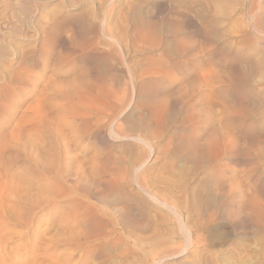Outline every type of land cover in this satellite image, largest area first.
<instances>
[{"label":"rangeland","instance_id":"1","mask_svg":"<svg viewBox=\"0 0 264 264\" xmlns=\"http://www.w3.org/2000/svg\"><path fill=\"white\" fill-rule=\"evenodd\" d=\"M107 1L108 0H105V1L104 0H30L31 10L29 9V11H30L29 12L25 8V5H24L26 0H0V264H73L72 263V250H71V244H70V240H69L71 235H69L70 232L67 230L68 226L66 224L65 218L63 221L62 220L60 221V219H62L60 217H64V214L67 210V207L65 208L66 204H63L62 212H60L59 205L57 204V199L54 196V191H56V190H55V185H53L54 184L53 176L44 174L43 171L39 172V170H36V167H34L35 165L32 164V162L34 163L33 159L35 157L39 158L43 164H49L50 161L52 162L53 157L51 158V156L53 153L51 154L50 149L53 147V144L56 145L55 144L56 141L54 142L52 140L55 135L52 136V139L50 138V136L49 137L44 136V138H42L41 141H37L38 139L36 140V137H35L36 135L33 134L34 136L33 135L31 136L33 138L30 137L32 139L31 145L29 144L27 146L25 144V141L23 140L24 139L23 133H22L23 130H21V128L24 126L23 125L24 123L22 122L23 121V118H22L23 117V114H22L23 111L22 110H24V106L22 103V99H23V92L22 91L24 90L23 83H22L23 82L22 77L24 75V71H23V69H24L23 65L24 64H23V58H22V55L20 52H22L21 50H23L25 45L27 46L28 44H35L36 42H37L36 44L39 43L42 46L45 44L44 48L47 47L48 48V49L46 48L47 51L48 50H50L49 52L53 51V53L52 52L50 53V55L52 56V59H51L50 55H43L42 56L43 58L39 57L40 61H42V62L38 63V62L33 61V63H31V64H32V67L34 70H36V71L39 70V72H44L43 69H44L46 64L49 63L48 65H50V67H52L51 65L54 64V63H52L53 59H55V60L58 59L59 58L58 56L60 54L64 55V53L66 52L64 55V58L63 57L59 58V60L61 59L60 61H62V62L59 61V65H61L62 67H65L66 69H72L74 71V72L72 71L73 73L76 72L75 75H72V77H76L77 72H78L77 78H75V80L77 82V85L81 87V91L85 90V91H83V92H86L85 94L91 93L90 96L100 97L98 100L99 101L98 104L100 102H101L100 104L106 103L105 104L106 106L101 105L102 107H100L97 104V107H96V108H100L101 110H105V113H106L105 114L106 116L104 115V117H103L104 121L102 119L100 120L102 123L103 122L105 123V125H104V123L102 124L103 125L102 127H101V125L100 126L97 125V127L94 126V127H96L95 129H93L94 128L93 126H91L92 129L90 127L88 129H86V126H84V128L86 130L85 131L84 128L82 127L83 125H81V124L69 125L68 123H64V121H62V120L59 121V123H60L59 127L60 126L61 127L58 129V134H60V137H61V139L64 140V142L70 143V145L72 146V149H74V151H72L70 154V156H71L69 158L70 160H68L70 165H71V166H69L71 173H74V175H75L78 171H83V173L85 174L86 177L88 176V174L86 175V173H89V174L92 173V174H90V176L87 177L90 180L89 185L91 188V193L89 194L90 196L87 199H85V201H88L91 204H95V206H98V208L101 207L102 209L101 208L100 209L105 211V212L108 211L107 213L109 215H116L117 212L122 211L123 208H125V210L127 211V209H126L127 205L125 203L127 201H125L122 198H119L120 196H117V194L115 192H113L114 191L113 188L109 189L103 183V180H105V179L108 180L111 178L109 175L105 174L106 173V170H104L105 168H107V171H108V167H109V169L112 171V170H115L116 167H121L125 163L126 164L124 166H126L127 164L130 163V166L127 165V166H129L128 168L130 169L132 167V164L134 166V164L136 163V162L134 163V161H132V158L129 155L130 154L129 153V146H128L127 142H125V141H119V142L117 141L116 142L115 140L111 141V139L109 140V137H108V135H109L108 131H109V126H110L109 124H111V122L113 120L112 118L117 117V115H119V113L122 111L125 112V114L122 116L123 120L120 119L121 121H119V123H117L116 127H120V129L123 130L122 131L123 133H125L126 135H130L132 133L131 132L132 129L135 128L133 126L135 124H133L132 122H129L130 125H127V124H129L127 121H126L127 123L126 122L124 123V121L126 120V117H129V116L132 117L133 116L132 118L135 121H138L143 117V114H144V117L147 115L146 118H150L152 116V114H149V112L152 111L151 113H153V111L157 107L158 108L155 111L160 110V109L164 110L163 108L165 106L163 107V104L166 105L165 104L166 101H168L167 106L169 104H171L170 106L175 108L177 105V108L174 109L175 112L172 111V112H170L171 114L168 113L170 116L168 114H166V112H165V114H166L165 116L167 118H170V119H167L164 116L165 117L164 122L166 119L167 120L162 125L161 128L162 129L167 128V129H165V130L163 129V132H162V130L159 127L158 131H161V132H159L160 134L157 135L158 141L155 139H152V141H151L152 143H154V147H156V148H154V154L156 157H157V155H158V157H162V155L159 156L158 151L161 148H163L164 145H166L167 150L171 148L170 153H171V151H172V153L169 155H173V154H175V155L165 157V159H167V160H165L164 157H162L161 158V161H162L161 166H164L165 168L168 167L169 169H173V170L177 169V172L175 171L177 174H181L182 171L184 172V170H183V169H185L184 163H186L185 160L187 161V158L195 159V160H193L194 162L200 161L201 156H200V158H197V157H199V154H198L199 152L197 150H195L196 149V144L194 142L195 139L192 138V135L189 132L190 131L189 125H187L186 121H184V119H183L184 115H181V114H183L182 111H184V109H186L187 104H188L187 99H185V89H182L181 87H179V88L174 87L173 88L171 83H169V82H172V78H174V76H175V78L180 79L185 74L187 68L185 67L184 62H185L186 58H188L190 56V54H189V56L187 54L185 57H181L178 55L181 52L185 53L184 50H181V49H184V47H185L184 44L189 45V46H187L189 48L191 46V44L194 45V41L196 44L198 43L197 44L198 47L202 46V49L198 48L199 53L201 52V50L207 51V52L203 51L202 54L200 53L199 58L202 61L206 62V64L209 63L208 65H210L211 67H212V65L215 66L216 68L215 67H212V68L215 69V71L219 75L220 79L222 80V82H220L221 84L218 85V91L216 94L218 96L217 99L220 102V103H217V110L223 111L224 110L223 107L228 106V105H229L228 108L230 107L234 110V111H232V114H233L232 116L234 117V118H232L233 119L232 122H233V130H235V129L236 130L233 131V134H234V136H236V137H234L236 139V143L237 142L242 143V144L237 143V145L238 146L241 145V147L239 146V148L242 150L244 148V144L246 143L247 144L245 146L246 148H249L248 147V145H249L250 148L252 146L254 149L253 150V149L249 148L248 149L249 151L247 150L249 152V157H248V155H247V157L248 158L251 157V160L254 161V162H252L249 159V164L250 165L252 163H254V164H252L249 167L248 162H247L248 165L245 164L246 162L244 163L245 165H243V163H240L238 165V164H235V162H234L233 169H232V172H234V173H232V174H236L237 172L240 173L241 169H242L241 171L250 170L249 172L251 175L250 176L251 193L253 191H254L253 195H255L257 192L259 193L260 191H261V193H263V190H264V183H263L264 182V174L262 175V173H264V147H263L264 146V142H263L264 141V116H263L264 115V113H263L264 112V110H263L264 109V75H263L264 73L263 72L261 73V71H256V73L258 72V74L260 76V78H259L258 74H255V72L254 73H251V72L255 71L254 70L255 68H252V67H254V65H252V64L254 61H256L255 59H257V60L258 59L259 60L264 59V55L261 53V52L264 53V35L260 34L258 31L256 32V30L255 31L253 30V29H255L254 26L256 25L255 26V27H257L256 29L259 28L260 30L264 31L263 26L258 27L259 23L257 21L260 12L264 11V0H183L182 2H181V0H144V1L140 0L141 2L138 0H121L122 2H120V4H116L115 6L114 5L108 6V4L106 3ZM135 1H136V3H135ZM184 1H186V2H184ZM214 1H216V3ZM138 2L143 4V5L141 4L139 9L135 8V6H136L135 4H138ZM126 4H130V5H126ZM214 5H216V6H214ZM128 6L132 7V9ZM127 7L130 9H128ZM134 8L136 9V11H134L135 10ZM213 8H216V9H213ZM220 8L223 11L220 10ZM140 9H141V11H140ZM257 9H259V12H257ZM137 10L142 12V14L140 12L137 13ZM210 11H212V12L210 13ZM214 11H215V13H214ZM127 12H128L129 17H127L128 16ZM221 12L223 14L226 12L227 14L223 15ZM254 12H256V13H254ZM208 13H210V15L211 14L212 15L210 16ZM133 14H134V16H133ZM140 14L142 15V18L140 17L141 16ZM214 14H215L216 18L213 16ZM227 15L229 18L227 17ZM253 15L255 16L256 20L254 18H251V17H253ZM104 16L109 17L110 21L113 20L114 22H117V23H115V25H110V30L108 28V29H106V32L109 34H113L115 37L120 38V40H122V41L119 40V45L116 44V46L113 45V46H110V48H109V46L107 44L102 43L101 31H100L101 30L100 29L101 23L100 22ZM131 16H132L133 22H132V19H130ZM139 17L142 21L140 19H138ZM136 18H137V20H136ZM55 19H57V20H55ZM126 19H128V21ZM89 20H90V22H93L94 25L97 23L96 26H94V30L92 31V32H95V35L93 38L90 37L91 35L89 32V29H87L88 31L86 30L87 26L89 27ZM208 20H209V22H208ZM177 21L180 22L181 27L178 26L179 24H176V23H178ZM183 22L186 23V25H183L184 24ZM210 22L211 23L214 22V23L211 24ZM55 23H57L58 25ZM84 23H85V27L83 28ZM136 23L138 24V25H136L137 27L135 26ZM139 23H141V24L143 23L142 24L143 26ZM145 24L146 25L149 24L148 26H150V27L146 26L147 27L146 28L144 26ZM208 24H210V25H208ZM139 25H141V26H139ZM176 25H177V27H176ZM184 26H187V27H184ZM194 26H196V27H194ZM206 26L208 29H209V27L211 28L212 26H215L217 30H215V27H212L213 30H212V28L210 30H208L206 28ZM141 27L143 29L144 28L145 29L140 31ZM49 28H51V30ZM52 28H54V29H52ZM82 28L84 30H86L85 33H84V30ZM148 28H150L149 31H148ZM136 29H137V31H139L141 33V37L143 36V38H144V34H145V38L147 37L148 39H146V40H144L145 38L140 39L139 32H138V34L136 33L137 35H135V36L131 35L132 34L131 32L132 31L134 32ZM183 29H185V30H183ZM50 31H51V33L48 34ZM58 31L63 32L61 37H60V33H57L58 35H56V32H58ZM143 31L144 32L147 31V32L143 33ZM172 31H174V33ZM177 31H178V34L176 33ZM190 31H191V33H189ZM194 31H195V33H194ZM212 31H214V32H212ZM38 32H40V33H38ZM148 32L152 33L153 35H151L149 33L151 35V37H148V36H150V35H148ZM185 32H188V33H185ZM217 32H218V34H217ZM24 33H26V35H24ZM88 33H89V35H88ZM171 33H173V34H171ZM27 34H28V36H27ZM146 34L148 36H146ZM174 34H175V38L173 37ZM180 34L182 36H185V37L181 38ZM37 35H39V36H37ZM127 35L132 36V37H128ZM216 35L218 36L217 39H216V37H217ZM33 36H37V37H33ZM213 36H215L214 39H213ZM249 36H250V38H249ZM32 37L34 40L32 39ZM98 37H100V38H98ZM136 37L138 39H136ZM153 37L155 38V40L158 38V41H160L159 43L161 44V42H162V44L160 45L157 41H156L157 42L156 43L155 40L153 39ZM36 38H37V40H36ZM44 38H46V41ZM61 38H62V40L60 41ZM94 38H97V40ZM184 38H186L185 42L182 41ZM242 38H243V40H241ZM244 38H245V40H244ZM131 39H133V40H131ZM151 39H153V41L155 42L152 47L150 46V42H151V45L153 42V41H151ZM190 39H192V40H190ZM246 39H248V40L246 41ZM249 39H251V40L249 41ZM91 40H94V41H91ZM134 40H136V41L138 40V42H135ZM213 40H215V43H214L215 45H212ZM64 41L66 43V47H64V43H63ZM242 41H243V43H241ZM90 42H92V43L90 44ZM98 42H99V44H98ZM167 42H168V44H167ZM182 42H184V44ZM22 43H23V45H22ZM85 43L87 45H85ZM135 43L137 46H135ZM240 43H241V45H240ZM46 44H48V45H46ZM141 44H142V46H141ZM178 44L180 46H178ZM210 44L214 47L210 46ZM52 45H53V47H52ZM156 45H157V47H156ZM158 45H160V46H158ZM70 46L73 48H70ZM82 46H83V48H82ZM175 46H177L178 49ZM182 46H184V47H182ZM225 46L227 48H224ZM77 47L80 50L76 49ZM120 47H121V49H120ZM138 47H140V48H138ZM148 47H150L151 49ZM153 47H155V48L153 49ZM179 47H181V48H179ZM205 47H206V49H205ZM81 48L83 50H86V51H82ZM89 48L92 50L89 51L88 50ZM165 48L168 51H165L166 50ZM210 48H212V49H210ZM16 49H18V51ZM68 49H70V50L72 49L71 53L69 52L70 50H68ZM124 49H126V50H124ZM138 49L139 50L141 49L143 51L148 50V52L144 51V54H141L143 51L140 50L141 53H138L139 52ZM162 49L164 51L160 52ZM179 49L181 50V52ZM228 49L230 52L228 51ZM95 50L97 53L95 52ZM113 50H116V51H113ZM150 50H152L153 54L154 53L155 54L153 55ZM226 50L230 54L225 53V52H227ZM256 50H258V51H256ZM4 51L8 52V53H5ZM62 51H64V53ZM80 51H82V53ZM119 51H122V52L120 53ZM149 51H150V53H149ZM84 52H86V53H84ZM156 52L159 55H156L157 54ZM58 53H60V54H58ZM67 53L68 54L70 53V56L72 54V56L70 58H69V55H68V57H66ZM74 53H77V55H75ZM100 53H103V54H100ZM114 53H116V54H114ZM125 53L128 54L129 59L127 57H125V56H127ZM163 54H165V55H163ZM240 54H242V55H240ZM260 54H262V55L260 56ZM84 55L85 56L87 55V56L84 57ZM111 55H112V57H110ZM161 55H163L164 57ZM88 56H90V57L88 58ZM100 56H101V58L104 57V59L106 61L107 60L108 61L106 62L103 58L101 60ZM182 56H184V55H182ZM256 56H258V57H256ZM113 57H114V59H113ZM153 57L155 60H153ZM259 57H261V58H259ZM79 58L81 59V61L79 60ZM149 58H150V60H149ZM162 58H165V59L163 60ZM49 59H51V60H49ZM63 59H64V61H63ZM98 59H100V61ZM125 59H127V60H125ZM147 59H148V61H152V62H147ZM160 59H162V60H160ZM65 60H66V62H65ZM116 60H117V63L115 62ZM158 60H159V62H158ZM177 60H179V62ZM113 61L115 63H113ZM98 62H99V64H96ZM156 62H158V63L156 64ZM101 63L104 66H100ZM107 63H110V65H109L110 67H108ZM148 63L151 66L156 64V65H158V67H160V66L165 67L164 69H166L165 70L166 72H167V68H168L167 73H170V74H167V76H164L165 74H161L160 76L159 75L154 76L153 74L151 76H149V75L146 76L147 75V72L145 71L146 69L149 72V70L154 71L156 68H158L155 65L154 68L148 69V67L150 66ZM175 63H178V64H175ZM10 64H12V65H10ZM33 64H34V66H33ZM35 64H37V66ZM63 64H64V66H63ZM146 64H147V66H146ZM92 65H95V66L93 67ZM111 65H113V66H111ZM129 65H131V66H129ZM11 66H13V67H11ZM105 66L107 67L106 70H105ZM101 67H104L103 68L104 70ZM141 67H143V69H141ZM110 68L112 69V71H114V73L112 71H110L111 70ZM130 68H131V70H130ZM86 69H87V71H84ZM92 69H96V71L93 70L91 72ZM135 69L136 70L138 69V70L136 71ZM115 70H116V72H115ZM133 70H135V71H133ZM180 70L183 72H180ZM20 71L21 72L23 71L22 72L23 74ZM104 71L106 73L108 72L109 74L112 72L111 73L112 75L111 74L109 75L108 73L106 75H104L105 74ZM138 71L140 72V74ZM173 71H175V72H173ZM245 71L247 72V74H249L248 75L249 77L247 76L248 78L245 77L247 75V74H245L246 73ZM87 72H88V75H87ZM117 72H119V73H117ZM143 72H144V74H143ZM9 73L11 75H9ZM21 74H22V76H21ZM131 75H133V76H131ZM141 75L144 78L143 77L141 78ZM250 75H252V78H250ZM262 75H263V77H262ZM166 77H167V79H166ZM168 77L171 78V81L169 80ZM14 78H17L16 79L17 81L14 80ZM81 78L83 81L81 80ZM132 78L136 82H134L132 80ZM241 78H242V80H241ZM245 79H246V81L248 80V82H250L251 84L247 83L245 81ZM251 79H252V81H251ZM146 80H147V82H146ZM151 80H152V82H151ZM240 80L242 82H240ZM78 82H80V83L78 84ZM243 82H244V84L245 83L246 84L245 85L241 84ZM149 83H151L150 84L151 86L149 85ZM234 83H235V85H234ZM132 84L133 85L135 84V85L133 86ZM157 84H158V86H157ZM160 84H161V86H160ZM163 84H164V86H163ZM224 84H227L229 86L224 85ZM250 85L253 88L250 87ZM109 86H110V88H109ZM233 86H235V87H233ZM103 87H104V89H103ZM144 87H145V89H143ZM224 88H225V90H224ZM86 89H88V90H86ZM101 89H102V91L105 92L106 95L104 94V92L101 91ZM141 89L143 91L145 90L146 93H144ZM147 89H148V91H146ZM248 89L250 91H248ZM107 90H111V91H107ZM150 90L152 91L151 93L149 92ZM227 90H228V92H227ZM96 91H98L100 94H98V92H96ZM110 93H112V94H110ZM133 93H135V94H133ZM101 94H104V96H107V94H108L107 97H110V98H108V100H106L107 98H105L103 95L101 97ZM183 94H184V96H182ZM113 95H115V97L111 98ZM167 97L170 98V101H171L170 103H169V99ZM102 98H105V99H102ZM164 99H166V101L162 102V101H164ZM178 99L180 101L181 100L182 101L180 102ZM102 100H103V102H102ZM246 100H247V102H246ZM159 101H160V104H159ZM110 102H111V104H110ZM151 103H153V104H151ZM227 103H229V104H227ZM172 104H174V106ZM220 104L222 106H220ZM247 104H248V106H247ZM147 105L148 106L152 105L154 107V109L152 106L148 107ZM230 105H233V106H230ZM104 106H105V108L103 109ZM167 106H166L165 110L167 111L168 110L167 108H169V111H170V109H172V108H170V106H168V107ZM240 106H242L244 109L249 108V106L251 108L246 109V114H245L244 113L245 110H242L243 108L241 109ZM252 107H253V110H255L257 112V117H256V112L252 110ZM259 107H260V109H258ZM261 108H263V109H261ZM125 109H127V110L125 111ZM127 111H128V113H127ZM176 111H177V114H176ZM178 111H180L181 113ZM258 111L261 112V114L258 113ZM116 112H117V114H116ZM236 112H238V113L241 112V113L238 114ZM247 112L249 113V116H247L248 115ZM253 112H254L255 117L252 115ZM173 113L175 114L174 117L176 119L175 118L171 119L173 117V116L171 117V115H174ZM113 114H116V115L114 116ZM109 115H112V116H109ZM240 115H241V117H240ZM139 116H141V117H139ZM136 117H138V118H136ZM219 117H220V119H222L221 115ZM108 118H109V120H108ZM235 118H236V120H235ZM250 118H251V121H250ZM181 119H182V123H181ZM168 120H169V122H171V120H172L173 123H171V125H169ZM173 120H175V121H173ZM239 120H241L240 121L241 123L239 122ZM242 120H243V122H242ZM106 121H109V123H107ZM91 122L94 123L95 118L91 119ZM178 122H180L181 124ZM21 123H23V124H21ZM235 123H237V125ZM65 124H66V126H65ZM165 124H166V126H165ZM234 124H235V126H234ZM241 124H242V126H241ZM246 124L249 127L246 128ZM107 125H109V126H107ZM167 125L169 127H167ZM63 126H65L66 128L68 127L69 129L68 128L65 129V127H63ZM74 126H76V127L74 128ZM77 126L80 127V129H78ZM128 126H132V128H130ZM243 126H244V128H243ZM256 126L260 127V128L257 129ZM239 127H241V128H239ZM129 128L131 129V131ZM169 128H170V130H168ZM178 128H181L182 131ZM186 128H188V130ZM245 128H246V130H245ZM73 129H75V130H73ZM98 129L101 132H99ZM67 130H68V132H67ZM106 130H108V131H106ZM94 131H97L99 134L97 132H94ZM173 131H176V132L174 133ZM245 131H247L248 133ZM171 132H172V134H171ZM244 132L247 133V137H246V134L243 135ZM255 132H256V134H255ZM62 133L64 134L65 137L63 136ZM83 133H86L87 135L86 134L84 135ZM88 133H89V135L90 134L91 135L89 136ZM134 133L135 132H133L132 134H134ZM165 133H167V134H165ZM235 133H236V135H235ZM82 134L84 137L82 136ZM161 134H163V135H161ZM187 134H189V135H187ZM253 134H255V135H253ZM78 135H80V136H78ZM96 135H98V136H96ZM164 135H166L167 137ZM181 135H183V136H181ZM95 136L97 139L95 138ZM162 136L165 138H163ZM186 136L191 137L190 138L191 140L189 139V137L187 138ZM253 136H255L256 138L261 137L260 138L261 140H259V139L257 140ZM75 137L78 138V141L76 140L77 138H75ZM86 137H88V138H86ZM238 137H239V140H237ZM159 138H161V139L159 140ZM179 138H181V139H179ZM184 138H185V141H183ZM253 138H255V139H253ZM186 139H188V140H186ZM54 140H56V138H54ZM165 140H167L168 142ZM169 140L171 141L170 143H169ZM254 140H257V141H254ZM32 141L34 143H32ZM113 141H115V142H113ZM173 141L176 142L177 144L174 143ZM181 141L185 147L181 144ZM192 141L194 144H192ZM156 142H158V143H156ZM179 142H180V144H179ZM188 142H191V143H188ZM257 142H259L261 145ZM262 142H263V144H262ZM116 143L117 144L119 143V144L117 145ZM125 143L128 147L126 145H124ZM163 143H164V145H163ZM37 144H39V145H37ZM187 144H192V145H187ZM257 144L260 145V147L254 148L255 146H257ZM170 145H172V146H170ZM175 145H176V147L174 148V150L177 148V151H178L177 153H176V150L173 151V146H175ZM178 145H179V147H178ZM180 145H182V146H180ZM31 146L34 148H32ZM168 146H169V148H168ZM180 147L182 149H179ZM183 147L187 148L188 151H185L186 149H183ZM194 147H195V149H193ZM189 148H190V150H189ZM261 148H262V151H261L262 153L259 152L261 150ZM183 150L185 153H183ZM191 150L192 151L195 150L193 154H192ZM252 150L254 152L257 151L258 154L256 152L252 153L253 152ZM40 151H42V152H40ZM143 151L145 153L144 156H146V157H147V155L149 156V154H147L149 152L147 150H146L147 151L146 152L145 149L141 151V148H140L139 153L141 154V152H143ZM187 153L191 154V155L186 156L185 154H187ZM195 153H196V155H195ZM113 154H115V155H113ZM179 155H180V157H179ZM194 155L196 156L195 158H194ZM254 155H257V156H254ZM258 155H259V157H261V156L262 157L258 158ZM31 156L33 159L30 158ZM103 156L106 158H104ZM112 156H115L114 157L115 159L112 158ZM119 156H120V159L123 157L121 160L122 162L121 161L117 162V160H119ZM252 156H253V158L254 157H256V158L252 159ZM27 157H29L31 159V162L28 161ZM91 157L94 158V160L91 159ZM124 157H126V158L128 157L129 159L127 158L128 160H126V158H124ZM235 157H238V155H235ZM102 158H104V159H102ZM107 158H108V160H107ZM180 158L183 160H180ZM111 159H113V160H111ZM123 159H125V160H123ZM130 159H131V161H130ZM261 159L263 161H261ZM89 161H90V163H89ZM28 162H30V163H28ZM105 162L108 165L105 164V168H104L103 165ZM168 162H170L171 164ZM172 162H173V164H172ZM180 162L183 164H180ZM94 163H98L97 166L100 168V169L98 168V174L93 173ZM114 163H116V164L119 163V165H115ZM255 163H257V164H255ZM261 163H263V164H261ZM26 164L29 166H27ZM101 164H103V165H101ZM110 164L111 165L113 164L114 167H112ZM167 164H169L171 166L173 165V166L170 168V166ZM174 165L176 166L175 169L173 168ZM253 165L255 167H253ZM164 167H162V170H161L162 172H164L163 171ZM199 167H200V165H199ZM257 167L259 170L257 169ZM248 168H250V169H248ZM79 169H81V170H79ZM202 170H203V168H201V170L200 169L198 170V179H202V178L204 179V178H206V175H208L206 173L208 171L207 168H204L203 171H205V172H203ZM86 171H89V172H86ZM100 172H101V174L102 173L105 174V175L102 174L103 179L100 177L102 175H99ZM200 172H202V174ZM220 172H222V171H217V173L215 172V174H213V176H210L209 179L211 182H209V184L212 186V188H213V182H215L216 179H218V177H220L219 179L222 180L221 178H223L222 174L224 176V172H222V173H220ZM258 172L259 173L262 172V173L259 174ZM40 175L41 176L43 175V177L45 179L42 178ZM91 175L93 176V179L91 178L92 177ZM259 175H261V177L258 178L259 179L258 180L257 177H259ZM99 177L102 180H100ZM253 177H255V179ZM99 180L102 183L101 182L99 183ZM256 180H257V182H256ZM44 181L46 183H44ZM95 181L98 183V185H96L97 183ZM197 183H199V182L193 180V184L191 185L192 188H194L196 185H198ZM38 184H39V186H38ZM48 184H50V185H48ZM252 185H253V187H252ZM52 186L54 187V190H53ZM103 186L106 187V190L109 189L108 192H110V190L112 189L111 193L112 192L113 193L110 194V195H112L111 197L109 194H108L109 196L106 197V194L108 193L106 190L104 191L105 193L104 192L98 193V194H101L98 197L92 193V192L95 193V190H102V188L104 189ZM259 186H261L262 188ZM44 187H46V189ZM65 187H66L65 188V194H69L67 192H73V193L75 192L73 195L75 197L78 196L80 198H82L81 197L82 194L84 195V193H82L81 191H79V193H78V191L72 190V189H71L72 191H69L70 190V184L69 185L67 184ZM198 189H199V187H198ZM114 194H115V196H114ZM103 195L105 196V198ZM93 196H94V198H93ZM116 196H117L116 199L112 198V197H116ZM262 197L261 198L264 202V196H262ZM103 198L105 201L102 200ZM110 199L114 202L110 201ZM117 199H119V200H117ZM96 200H98V201H96ZM99 200H101L102 202L101 201L99 202ZM109 202L111 204L114 203L115 206L114 205L112 206ZM117 202H119V204ZM123 203H125V204H123ZM120 204H121V206H120ZM122 204L126 205V206H122ZM117 205H119V207ZM120 207L122 208V210ZM109 212H111V213H109ZM59 213H61V214H59ZM252 213L254 214V212H252ZM252 213H250V214L247 213V215H249L248 217L246 215L247 223L239 220L240 218H238L236 216L235 217L233 216L234 220L230 218L232 221L230 220L228 223H231V224H229L230 227L236 231V232H234V230H233V232L236 233L235 234L236 237L239 235L240 237H244V238L246 237L247 238V239L246 238L243 239L245 241L244 245L248 250V254H249L248 259L253 262L255 257H256V254L258 253V249H260L258 241L262 236L264 238V235L259 236V235H257L256 231L254 230L256 222H259V218L257 216V212H256V215L254 214L257 218L254 215H251ZM234 221H235V223L232 224V222H234ZM242 222L245 225H243ZM251 223H252V225H251ZM253 223H255V224H253ZM241 225H242V227H241ZM230 230H232V229H230ZM178 237L176 236L175 241H174L175 243L172 242L168 246H170L171 248L172 247L177 248V245H178V247L180 245L179 248H181V245L183 246V244H184L183 238L181 235L180 236L178 235ZM240 237H237V238H240ZM262 241L264 242L263 239H262ZM96 242L97 241H93L92 243H96ZM173 243L175 245L176 244L177 245L175 246V245H173ZM214 260H215V258H214ZM179 261L180 262H183V261L189 262V261H191V259H187V255H185V256H183V258L181 257V258H178V260L177 259L171 260V261H169V263L170 264H177V263H179ZM89 262L90 263H87V264L98 263V261L97 260L95 261V259L94 260L91 259ZM214 263L216 264V262H214ZM214 263L209 262V264H214ZM81 264H84V263H81ZM219 264H226V263L221 262Z\"/></svg>","mask_w":264,"mask_h":264},{"label":"bare ground","instance_id":"2","mask_svg":"<svg viewBox=\"0 0 264 264\" xmlns=\"http://www.w3.org/2000/svg\"><path fill=\"white\" fill-rule=\"evenodd\" d=\"M105 1V0H104ZM140 1V0H138ZM144 1V0H143ZM183 0H181L182 2ZM120 2H122L121 0H108L106 3L109 5H116V4H120ZM141 2V1H140ZM148 2V1H147ZM180 2V1H179ZM180 2V3H181ZM186 2V1H184ZM216 3V1H214ZM136 3V1H135ZM145 3V2H144ZM30 0H26L25 2V8L29 11V9L31 10V6H30ZM35 4V3H34ZM142 3L135 4V8H140ZM146 4V3H145ZM126 5H130V4H126ZM143 5V4H142ZM220 5V4H219ZM222 5V4H221ZM216 6V5H214ZM213 6V7H214ZM130 7V6H128ZM127 7V8H128ZM134 7V6H133ZM220 7V6H219ZM126 8V7H125ZM132 9V7H130ZM128 8V9H130ZM134 8V9H135ZM124 9V8H123ZM122 9V10H123ZM133 9V10H134ZM142 9V8H141ZM140 9V11H141ZM162 9V8H161ZM216 9V8H213ZM188 10V9H187ZM220 10H222L220 8ZM225 10V9H224ZM24 11V10H23ZM125 11V10H124ZM136 11V9L134 10ZM137 10V13L140 12ZM209 11V10H208ZM223 11V10H222ZM30 12V11H29ZM126 12V11H125ZM132 12V11H131ZM212 11H210L211 13ZM257 12H259V9H257ZM136 13V12H135ZM134 13V14H135ZM142 14V12H140ZM210 13H208L210 15ZM215 13V11H214ZM222 13V12H221ZM256 13V12H254ZM31 14V13H30ZM133 14V16H134ZM140 14V15H141ZM223 14V13H222ZM225 15L227 14L226 12L224 13ZM223 14V15H224ZM32 15V14H31ZM128 15V12H127ZM131 15V14H130ZM136 15V14H135ZM139 15V14H138ZM212 15V14H211ZM210 15V16H211ZM215 17V14L213 15ZM129 17V15L127 16ZM126 17V18H127ZM142 18V15L140 16ZM140 17L138 19H140ZM226 17V16H225ZM228 17V15H227ZM88 18V17H87ZM86 18V19H87ZM216 18V17H215ZM229 18V17H228ZM255 19V16L253 15V17ZM60 19V18H59ZM85 19V18H84ZM83 19V20H84ZM118 19V18H117ZM125 19V18H124ZM132 19V16L131 18ZM135 19V18H134ZM218 19V18H217ZM57 20V19H55ZM62 20V19H61ZM82 20V21H83ZM88 20V19H87ZM128 21V19H126ZM137 20V18H136ZM141 20V19H140ZM139 20V21H140ZM207 20V19H206ZM227 20V19H226ZM229 20V19H228ZM256 20V19H255ZM59 21V20H58ZM126 21V22H127ZM142 21V20H141ZM213 21V20H212ZM217 21V20H216ZM215 21V22H216ZM258 27L263 26L264 27V11H261L258 17ZM113 22V23H112ZM124 22V21H123ZM133 22V19H132ZM178 22V21H177ZM209 22V20H208ZM65 23V22H64ZM86 23V22H85ZM85 23L83 28L85 27ZM101 26H100V31H101V38H102V43L107 44L110 48V46H113L116 44L119 45V40L120 38L115 37L113 34H109L106 32V29L109 28L110 30V25H115V23L113 20H109V17L104 16L101 20ZM135 23V22H134ZM144 23V22H143ZM142 23V24H143ZM147 23V22H146ZM175 23V22H174ZM184 23V22H183ZM211 23V22H210ZM214 23V22H212ZM211 23V24H212ZM251 23V22H250ZM254 23V22H253ZM57 24V23H55ZM97 24V23H96ZM96 24L94 25L93 22H90L89 20V27L87 26L86 30L89 29L90 32V37H94L95 32H92L94 30V26H96ZM141 24V23H139ZM141 24V25H142ZM179 24L178 26H180V22L176 23ZM217 24V23H216ZM221 24V23H220ZM219 24V25H220ZM58 25V24H57ZM56 25V26H57ZM63 25V24H62ZM83 25V24H82ZM138 25L137 23L135 24V26ZM139 25V26H141ZM149 25V24H148ZM148 25H144L145 27ZM183 25H186V23H184ZM182 25V26H183ZM210 25V24H208ZM207 25V26H208ZM64 26V25H63ZM143 26V25H142ZM175 26V25H174ZM206 26V28H207ZM218 26V25H217ZM254 26V25H253ZM256 26V25H255ZM255 29H253L254 31L256 30V32L258 31L260 34L264 35V31L260 30L259 28L256 29L257 27H255ZM62 27V26H61ZM82 27V26H81ZM137 27V26H136ZM135 27V28H136ZM150 27V26H148ZM177 27V25H176ZM181 27V26H180ZM187 27V26H184ZM196 27V26H194ZM215 27V26H212ZM211 27V28H212ZM252 27V26H251ZM82 28V29H83ZM97 28V27H96ZM140 28V27H139ZM138 28V29H139ZM147 28V27H146ZM175 28V27H174ZM209 27L208 30L211 29ZM219 28V27H218ZM262 28V27H261ZM38 29V28H37ZM51 30V28H49ZM54 29V28H52ZM56 29V28H55ZM145 29V28H144ZM141 27V30H144ZM150 28H148L149 31ZM191 29V28H190ZM36 30V29H35ZM67 30V29H66ZM84 30V29H83ZM82 30V31H83ZM84 30V33L85 31ZM185 30V29H183ZM213 30V28H212ZM215 30L216 27H215ZM252 30V31H253ZM264 30V29H263ZM37 31V30H36ZM49 31V30H48ZM56 31V30H55ZM54 31V32H55ZM81 31V32H82ZM88 31V30H87ZM97 31V30H96ZM42 32V31H41ZM110 32V31H109ZM139 31H137V29L133 32H131V35H137ZM147 31H143V33H146ZM174 33V31H172ZM182 32V31H181ZM214 32V31H212ZM27 33V32H26ZM26 33H24V35H26ZM40 33V32H38ZM45 33V32H44ZM51 31L48 33L50 34ZM57 33H60V37L63 34L62 31H58L56 32V35H58ZM98 33V32H97ZM111 33V32H110ZM127 33V32H126ZM129 33V32H128ZM137 33V34H136ZM142 33V34H143ZM148 32V35H153L152 33ZM171 33V34H173ZM178 34V31L176 32ZM188 33V32H185ZM191 33V31L189 32ZM195 33V31H194ZM211 33V32H210ZM216 33V32H215ZM35 34V33H34ZM53 34V33H52ZM51 34V35H52ZM213 34V33H212ZM218 34V32H217ZM246 34V33H245ZM45 35V34H44ZM55 35V36H56ZM89 35V33H88ZM130 35V34H129ZM140 35V39H144L145 38V34H144V38L143 36L141 37V33L139 32ZM146 34V36H148ZM148 36V37H151ZM181 35V34H180ZM244 35V34H243ZM28 36V34H27ZM39 36V35H37ZM37 36H33V37H37ZM43 36V35H42ZM49 36V35H48ZM83 36V35H82ZM128 36V35H127ZM179 36V35H178ZM189 36V35H188ZM187 36V37H188ZM191 36V35H190ZM193 36V35H192ZM217 36V35H216ZM222 36V35H221ZM220 36V37H221ZM26 37V36H25ZM24 37V38H25ZM30 37V36H29ZM32 37V39H33ZM59 37V38H60ZM89 37V36H88ZM128 37H132V36H128ZM138 37V36H137ZM136 37V39H138ZM175 38V34L173 36ZM185 36L181 35V38H183ZM212 37V36H211ZM215 36H213L214 39ZM244 37V36H243ZM247 37V36H246ZM245 37V38H246ZM100 38V37H98ZM135 38V37H134ZM157 38V37H156ZM178 38V37H177ZM180 38V37H179ZM193 38V37H192ZM218 38V36L216 37V39ZM244 38V40H245ZM250 38V36H249ZM27 39V38H26ZM46 41V38H44ZM85 39V38H84ZM83 39V40H84ZM97 40V38H94ZM148 39L147 37L144 39L146 40ZM153 39L155 40V38L153 37ZM153 39H151V41H153ZM184 38L182 41L185 42ZM188 39V38H187ZM34 40V39H33ZM37 40V38H36ZM40 40V39H39ZM62 40V38L60 39V41ZM88 40V39H87ZM100 40V39H99ZM133 40V39H131ZM177 40V39H176ZM189 40V39H188ZM192 40V39H190ZM243 40V38L241 39ZM248 39H246L247 41ZM251 39H249L250 41ZM54 41V40H53ZM57 41V40H56ZM85 41V40H84ZM94 41V40H91ZM122 41V40H120ZM135 42H138V40H134ZM149 41V40H148ZM160 42L158 41V38L155 40V42ZM168 41V40H167ZM180 41V40H179ZM41 42V41H40ZM96 42V41H95ZM143 42V41H142ZM141 42V43H142ZM154 41L150 42V46L152 47L153 44L155 43ZM156 42V43H157ZM184 42H182L184 44ZM188 42V41H187ZM191 42V41H190ZM189 42V43H190ZM245 42V41H244ZM37 43V42H36ZM28 44L27 46L25 45L24 49L21 50L22 52V58H23V71H24V75H23V87L24 90L23 92V99H22V103L24 106V110L23 111V124L24 126L21 128V130H23V137H24V141L26 146L27 145H31V137L33 134H35L36 136V140L37 141H41L42 138H44V136L49 137L52 139L53 137V141H56V145L53 144V147L50 149L51 151V158H52V162L50 161L49 164H43L42 161L35 157L34 159L32 158V156L30 157L31 159L34 160V163L32 162V164H34L36 167V170L43 171L44 174L47 175H52L54 178V184L55 185V190L54 191V196L57 199V204L59 205V210L60 212H62V208H63V204H66L65 208L67 207V210L64 214V217H60L62 219H60V221L64 220L66 221L67 224V230L70 232L69 235L70 236V244H71V250H72V263L73 264H87L90 263L89 261L91 259H95V261L97 260L98 263L96 264H170L169 261L171 260H175L178 258H183V256L187 255V259H191V261L187 262V261H183L177 263V264H209L210 263H214L216 262V264L219 263H223L225 262L226 264H264V242L262 241V239L264 240L263 236L259 239V246L260 249H258V253L256 254V257L254 259V261H250L248 259L249 254H248V250L244 245V237H240L239 235L237 238L235 236L236 232L233 228L230 227L228 223L231 219H233L235 216L240 218L239 220L246 222L247 223V218L246 215L247 213H252L254 212V214L256 215L257 212V216L259 218V222L253 223L255 224V231L257 233V235L261 236L264 235V202L262 200V196H264V190L263 193H261V191L258 193H256L255 195H253V192L251 193V188H250V170H240V173L236 174H232L234 172H232L233 169V165L234 162L235 164H240L243 163V165L249 164V159L251 160V157H249V148L250 146L248 145L249 148H246L245 146L247 145L246 143L244 144V148L241 150L239 148V146L241 147V145H237L236 143V139L234 137L233 131H235L236 127L234 128L235 130H233V122H232V118H234L232 115V111H234L232 108H228V106H224V110L223 111H219L217 110V103H220L217 99V91H218V85L221 84L220 82H222V80L220 79L219 75L217 74V72L215 71V69H213L212 67H215L212 65V67L208 64H206V62L202 61L199 58L200 53L202 54L203 51L206 50H201V52L199 53V49H202V46L198 47L197 44L194 41V45L191 44V46L188 48L187 44H184V52L186 53H182L180 50V54L178 56L181 57H185L187 54L189 56L188 58H186L184 64L186 69L185 74L180 78H172V82L171 85L174 87H181L182 89H185V99H187V107L186 109H184V111H182L184 115L183 119L184 121H186V124L189 125V129H190V133L192 135V138L195 139V144H196V149L195 147L193 149L197 150L200 161L198 162H194L193 160L195 159H191V158H187V161L185 160L186 163H184V167L185 169L184 172L182 171L181 174H177V169L173 170V169H169L168 167L165 168L164 166H161V158L164 157H169V156H174L173 155H169L172 153H170V149H166V145H164L163 143V148H159L160 150L158 151L159 156L162 155V157H157L154 154V143H152V139H155L158 141V134H160L158 131V128L160 127V129L163 132V129L161 128L162 125L166 122L167 118L165 115L166 114H171L170 112L174 111L176 107H172L170 106L171 104H169L168 106H170V111L169 108H167L168 112L165 110L166 106H167V102L166 99H164L165 102L166 101V105L163 104V109L157 110V111H153V113L149 112V114H152V116L150 118H146L147 115L138 120L135 121L132 117H126V120L124 121V123L127 121L132 122L135 128L131 129L132 126H128L130 127V131L134 134L130 135H126L125 133H123L120 129V127H116L117 123H119V121H121L120 119H122V116L125 114L124 111L120 112L119 115H117V117L112 118V122L111 124L107 125L109 126V140H115L116 142L118 141H125L127 142L128 146H129V155L132 158V161H134V166L132 164V167L129 169L128 167L130 166V163L127 164L129 166H121V167H116L115 170H110L108 167V171L107 168H105V164L106 162L101 165L104 166V170H106V175H109L111 178L108 180H103V183L106 187L113 188V192H115L117 194V196H120L119 198L124 199L127 205V211L125 210V208H121L122 211L117 212L116 215H109L107 212L101 210L100 208H98V206H95V204H91L88 201H85V199H87L91 193V188H90V180L87 178L88 176H90V174L92 173H86V175L88 174V176L86 177L85 174L83 173V171H78L75 175L74 173H71L70 170V163L68 160H70L69 158L71 157L70 154L72 151H74V149H72V146L70 145V143L68 142H64L63 139H61L60 134H58V129L61 127H59L60 123L59 121L62 120L64 121V123H68L69 125H83L82 127L84 128V126H86V129H88L89 127L91 128V126H96L97 125H101V127L103 126L100 120H103L105 113V110H101L100 108H96L97 104H98V100L100 97H96V96H90L91 93L89 94H85L86 92L81 91V87L77 85V82L75 80V78H77L78 72L76 77H72V75H75V73H73L74 71L72 69H66L65 67H62L61 65H59V58L63 57L64 58V51H62L64 53V55L60 54L58 57V59H53L54 63L53 65H51L52 67H50V65L46 64L44 67V72H39L34 70L32 67L33 61L35 62H42L40 61L39 57H42L43 55H50L51 52H49L50 50H46V48H44V45H40L38 44ZM53 43V42H52ZM61 43V42H60ZM64 43V47H66V43L65 41ZM92 42H90L91 44ZM101 43V44H102ZM171 43V42H170ZM169 43V44H170ZM177 43V42H176ZM179 43V42H178ZM211 43V42H210ZM215 40H213L212 45H215ZM243 43V41L241 42ZM240 43V45H241ZM25 44V43H24ZM62 44V43H61ZM97 44V43H96ZM99 44V42H98ZM134 44V43H133ZM160 44V43H159ZM162 44V42H161ZM160 44V45H161ZM168 44V42H167ZM181 44V43H180ZM182 44V45H183ZM245 44V43H244ZM243 44V45H244ZM23 45V43H22ZM48 45V44H46ZM83 45V44H82ZM85 45H87L85 43ZM103 45V44H102ZM158 45V46H160ZM166 45V44H165ZM210 44V46H212ZM239 45V44H238ZM246 45V44H245ZM68 46V45H67ZM72 46V45H71ZM70 48H73L71 47ZM84 46V45H83ZM82 46V48H83ZM98 46V45H97ZM107 46V47H108ZM135 46L136 43H135ZM134 46V47H135ZM139 46V45H138ZM142 46V44H141ZM148 46V45H147ZM178 46H180L178 44ZM227 46V45H226ZM224 48H227V47ZM53 47V45H52ZM63 47V48H64ZM81 47V46H80ZM86 47V46H85ZM84 47V48H85ZM89 47V46H88ZM91 47V46H90ZM106 47V48H107ZM119 47V46H118ZM122 47V46H121ZM120 47V49H121ZM133 47V48H134ZM157 47V45H156ZM177 47V46H175ZM214 47V46H212ZM81 48V49H82ZM108 48V49H109ZM140 48V47H138ZM145 48V47H144ZM150 48V47H148ZM155 47H153L154 49ZM161 48V47H160ZM164 48V47H163ZM170 48V47H169ZM181 48V47H179ZM2 49V48H1ZM48 49V48H47ZM76 49H79L78 47ZM117 49V48H116ZM136 49V48H135ZM142 49V48H141ZM140 49V50H141ZM146 49V48H145ZM151 49V48H150ZM158 49V48H157ZM166 49V48H165ZM171 49V48H170ZM178 49V47H177ZM176 49V50H177ZM206 49V47H205ZM212 49V48H210ZM222 49V48H221ZM18 51V49H16ZM70 50V49H68ZM72 50V49H71ZM71 50L69 51L71 53ZM74 50V49H73ZM80 50V49H79ZM89 51L92 49H88ZM119 50V49H118ZM126 50V49H124ZM139 50V49H138ZM139 50L138 53H141ZM156 50V49H155ZM154 50V51H155ZM160 50V49H159ZM225 50V49H224ZM242 50V49H241ZM16 51V52H17ZM66 51V50H65ZM75 51V50H74ZM77 51V50H76ZM82 51H86L83 50ZM82 51H80L82 53ZM116 51V50H113ZM134 51V50H133ZM143 51V50H141ZM146 52H148V50H144ZM144 51L141 54H144ZM152 52V50H150ZM149 51V53H150ZM164 51L163 49L160 51L162 52ZM165 51H168L167 49ZM227 51V50H226ZM229 51V49H228ZM225 52V53H229V52ZM237 51V50H236ZM258 51V50H256ZM5 52V51H4ZM15 52V53H16ZM57 52V51H56ZM59 52V51H58ZM79 52V51H78ZM77 52V53H78ZM96 52V50H95ZM120 53L122 51H119ZM125 52V51H124ZM179 52V51H178ZM177 52V53H178ZM207 52V51H206ZM216 52V51H215ZM214 52V53H215ZM8 53V52H5ZM70 53L66 54V57L69 58L72 56H70ZM77 53H74L75 55H77ZM86 53V52H84ZM97 53V52H96ZM113 53V52H112ZM111 53V54H112ZM127 53V52H126ZM125 53V54H126ZM157 53V52H156ZM169 53V52H168ZM242 53V52H241ZM263 55L264 53L261 52ZM91 54V53H90ZM89 54V55H90ZM93 54V53H92ZM103 54V53H100ZM110 54V53H109ZM108 54V55H109ZM116 54V53H114ZM146 54V53H145ZM153 54V52H152ZM155 54V53H154ZM153 54V55H154ZM166 54V53H165ZM163 54V55H165ZM209 54V53H208ZM226 54V55H227ZM230 54V53H229ZM237 54V53H236ZM248 54V53H247ZM257 54V53H256ZM260 54V56L262 55ZM15 55V54H14ZM19 55V54H18ZM17 55V56H18ZM74 55V56H75ZM80 55V54H79ZM113 55V54H112ZM112 55L110 57H112ZM128 58V54H126ZM156 55H159L158 53ZM161 55V56H163ZM171 55V54H170ZM184 55V56H182ZM242 55V54H240ZM244 55V54H243ZM249 55V54H248ZM258 55V54H257ZM16 56V55H15ZM56 56V55H55ZM87 56V55H86ZM84 55V57H86ZM96 56V55H95ZM114 56V55H113ZM119 56V55H118ZM124 56V55H123ZM149 56V55H148ZM211 56V55H210ZM254 56V55H253ZM252 56V57H253ZM21 57V56H20ZM51 59L52 56L50 55ZM79 57V56H78ZM77 57V58H78ZM90 56H88L89 58ZM147 57V56H146ZM164 57V56H163ZM169 57V56H168ZM167 57V58H168ZM171 57V56H170ZM232 57V56H231ZM238 57V56H237ZM258 57V56H256ZM263 57V56H262ZM14 58V57H13ZM43 58V57H42ZM45 58V57H44ZM54 58V57H53ZM56 58V57H55ZM81 58V57H80ZM79 58V60L81 61V59ZM101 58V56H100ZM104 59V57H102ZM101 58V60H102ZM122 58V57H121ZM120 58V59H121ZM145 58V57H144ZM234 58V57H233ZM240 58V57H239ZM238 58V59H239ZM244 58V57H243ZM261 58V57H259ZM15 59V58H14ZM21 59V58H20ZM47 59V58H46ZM49 59V60H51ZM66 59V58H65ZM87 59V58H86ZM114 59V57H113ZM112 59V60H113ZM123 59V58H122ZM129 59V58H128ZM158 59V58H157ZM163 60L165 58H162ZM160 59V60H162ZM169 59V58H168ZM181 59V58H180ZM230 59V58H229ZM236 59V58H235ZM250 59V58H249ZM253 59V58H252ZM13 60V59H12ZM70 60V59H69ZM73 60V59H72ZM97 60V59H96ZM100 61V59H98ZM105 60V59H104ZM111 60V61H112ZM127 60V59H125ZM150 60V58H149ZM153 60L154 57H153ZM170 60V59H169ZM168 60V61H169ZM174 60V59H173ZM172 60V61H173ZM231 60V59H230ZM256 61L253 62L252 65H254L255 71H252L251 73L258 74V72L256 73V71H261V73H264V59H255ZM45 61V60H44ZM64 61V59H63ZM85 61V60H84ZM94 61V60H93ZM106 61V60H105ZM104 61V62H105ZM108 61V60H107ZM106 61V62H107ZM135 61V60H134ZM141 61V60H140ZM179 62V60H177ZM232 61V60H231ZM244 61V60H243ZM242 61V62H243ZM34 62V63H35ZM49 62V61H48ZM62 62V61H60ZM66 62V60H65ZM77 62V61H76ZM75 62V63H76ZM79 62V61H78ZM117 63V60L115 61ZM113 61V63H115ZM133 62V61H132ZM131 62V63H132ZM142 62V61H141ZM147 62H152V61H148ZM159 62V60H158ZM156 62V64L158 63ZM165 62V61H164ZM170 62V61H169ZM168 62V63H169ZM176 62V61H175ZM247 62V61H246ZM73 63V62H72ZM82 63V62H81ZM95 63V62H94ZM130 63V62H129ZM146 63V62H145ZM162 63V62H161ZM160 63V64H161ZM174 63V62H173ZM183 63V62H182ZM13 64V63H12ZM10 64V65H12ZM51 64V63H50ZM62 64V63H61ZM96 64H99L96 63ZM102 64V63H101ZM100 66H104L103 64ZM119 64V63H118ZM149 64V63H148ZM155 64V65H156ZM164 64V63H163ZM166 64V63H165ZM170 64V63H169ZM178 64V63H175ZM242 64V63H241ZM37 66V64H35ZM39 65V64H38ZM108 67H110V63H107ZM114 65V64H113ZM111 65V66H113ZM139 65V64H138ZM150 65V64H149ZM148 65V66H149ZM155 65H150L148 67L149 68H154ZM162 65V64H161ZM168 65V64H167ZM215 65V64H214ZM34 66V64H33ZM64 66V64H63ZM93 67L95 65H92ZM97 66V65H96ZM131 66V65H129ZM128 66V67H129ZM147 66V64H146ZM158 67V65H156ZM160 66V65H159ZM163 66V65H162ZM177 66V65H176ZM13 67V66H11ZM21 67V66H20ZM70 67V66H69ZM92 67V68H93ZM139 67V66H138ZM167 67V66H166ZM173 67V66H172ZM171 67V68H172ZM15 68V67H14ZM85 68V67H84ZM91 68V67H90ZM100 68V67H99ZM98 68V69H99ZM102 69L104 67H101ZM106 66H105V70H106ZM112 68V67H111ZM110 68V69H111ZM120 68V67H119ZM165 67H158L156 68L154 71L149 70V72L147 71V69L145 70L147 72L146 76H151L152 74L155 75H161V74H165L164 76H167L168 72V68H167V72L165 71L166 69H164ZM170 68V69H171ZM174 68V67H173ZM172 68V69H173ZM216 68V67H215ZM101 69V70H102ZM109 69V70H110ZM117 69V68H116ZM141 69H143V67H141ZM181 69V68H180ZM185 69V68H184ZM96 69H92L91 72ZM104 70V69H103ZM131 70V68H130ZM136 70V69H135ZM133 70V71H135ZM138 70V69H137ZM136 70V71H137ZM174 70V69H173ZM22 71V72H23ZM73 71V72H72ZM84 71H87L84 70ZM90 71V70H89ZM112 71V69L110 70ZM109 71V72H110ZM21 72V71H20ZM21 72V73H22ZM90 72V73H91ZM105 72V71H104ZM114 73V71H112ZM111 72V73H112ZM116 72V70H115ZM139 72V71H138ZM175 72V71H173ZM172 72V73H173ZM177 72V71H176ZM180 72H183L180 70ZM246 72V71H245ZM244 72V73H245ZM12 73V72H11ZM84 73V72H83ZM86 73V72H85ZM103 73V72H102ZM108 73V72H107ZM105 72L104 75L107 74ZM110 73V74H111ZM119 73V72H117ZM128 73V72H127ZM149 73V74H148ZM178 73V72H177ZM23 74V73H22ZM21 74V76H22ZM109 74V73H108ZM109 74V75H110ZM129 74V73H128ZM137 74V73H136ZM140 74V72H139ZM138 74V75H139ZM144 74V72H143ZM175 74V73H174ZM247 74V72L245 73ZM9 75H11L9 73ZM15 75V74H14ZM80 75V74H79ZM85 75V74H84ZM88 75V72H87ZM86 75V76H87ZM112 75V74H111ZM137 75V76H138ZM249 74H247L245 77L248 78ZM264 75V74H263ZM262 75V77H263ZM20 76V77H21ZM114 76V75H113ZM133 76V75H131ZM140 76V75H139ZM169 76V75H168ZM179 76V75H178ZM244 76V75H243ZM248 76V77H247ZM257 76V75H256ZM259 76V74H258ZM15 77V76H14ZM107 77V76H106ZM143 76L141 75V78ZM170 77V76H169ZM168 77V78H169ZM173 77V76H172ZM229 77V76H228ZM11 78V77H10ZM21 78V79H22ZM109 78V77H108ZM135 78V77H134ZM139 78V77H138ZM144 78V77H143ZM158 78V77H157ZM165 78V77H164ZM227 78V77H226ZM243 78V77H242ZM241 78V80H242ZM250 78H252V75H250ZM260 78V76H259ZM17 78H14V80H16ZM20 79V80H21ZM85 79V78H84ZM104 79V78H103ZM167 79V77H166ZM263 79V78H262ZM82 80V78H81ZM102 80V79H101ZM106 80V79H105ZM132 80L134 81V79L132 78ZM136 80V79H135ZM163 80V79H162ZM169 80L171 81V78H169ZM225 80V79H224ZM223 80V81H224ZM233 80V79H232ZM240 80V82H242ZM17 81V80H16ZM83 81V80H82ZM87 81V80H86ZM100 81V80H99ZM132 81V82H133ZM143 81V80H142ZM159 81V80H158ZM166 81V80H165ZM246 81V79H245ZM252 81V79H251ZM13 82V81H12ZM21 82V81H20ZM136 82V81H134ZM147 82V80H146ZM152 82V80H151ZM163 82V81H162ZM235 82V81H234ZM239 82V83H240ZM247 83L251 84L250 82H248V80L246 81ZM80 82H78L79 84ZM157 83V82H156ZM167 83V82H166ZM228 83V82H227ZM236 83V82H235ZM234 83V85H235ZM238 83V82H237ZM143 84V83H142ZM145 84V83H144ZM151 83H149L150 85ZM223 84V83H222ZM231 84V83H230ZM243 85V83H241ZM21 85V84H20ZM133 85V84H132ZM135 85V84H134ZM133 85V86H134ZM148 85V84H147ZM154 85V84H153ZM227 85V84H224ZM233 85V84H232ZM231 85V86H232ZM253 85V84H252ZM105 86V85H104ZM132 86V87H133ZM142 86V85H141ZM140 86V87H141ZM151 86V85H150ZM158 86V84H157ZM161 86V84H160ZM164 86V84H163ZM168 86V85H167ZM229 86V85H227ZM108 87V86H107ZM235 87V86H233ZM237 87V86H236ZM240 87V86H239ZM247 87V86H246ZM250 87H252L250 85ZM249 87V88H250ZM83 88V87H82ZM93 88V87H92ZM91 88V89H92ZM110 88V86H109ZM108 88V89H109ZM134 88V87H133ZM148 88V87H147ZM153 88V87H152ZM231 88V87H230ZM243 88V87H242ZM241 88V89H242ZM253 88V87H252ZM251 88V89H252ZM256 88V87H255ZM104 89V87H103ZM145 89V87L143 88ZM172 89V88H171ZM223 89V88H222ZM244 89V88H243ZM259 89V88H258ZM88 90V89H86ZM142 90V89H141ZM180 90V89H179ZM225 90V88H224ZM234 90V89H233ZM240 90V89H239ZM245 90V89H244ZM253 90V89H252ZM255 90V89H254ZM93 91V90H92ZM102 91V89H101ZM100 91V92H101ZM107 91H111V90H107ZM143 91V90H142ZM148 91V89L146 90ZM176 91V90H175ZM248 91H250L248 89ZM90 92V91H89ZM98 92V91H96ZM104 92V91H102ZM134 92V91H133ZM136 92V91H135ZM144 93L145 90L143 91ZM150 93L152 92L151 90L149 91ZM228 92V90H227ZM226 92V93H227ZM180 93V92H179ZM252 93V92H251ZM97 94V93H96ZM98 94H100L98 92ZM105 94V92H104ZM104 94H101L104 96ZM112 94V93H110ZM109 94V95H110ZM135 94V93H133ZM224 94V93H223ZM106 95V94H105ZM99 96V95H98ZM108 96V94H107ZM104 96L105 98H107L106 100H108L107 97ZM111 96V95H110ZM184 96V94L182 95ZM181 96V97H182ZM225 96V95H224ZM115 97V95H113L111 98ZM133 97V96H132ZM22 98V97H21ZM62 98V99H61ZM102 98V99H105ZM166 98V97H165ZM168 98V97H167ZM169 99V103L170 98ZM181 99V98H180ZM105 100V101H106ZM162 100V99H161ZM179 100V99H178ZM120 101V100H119ZM158 101V100H157ZM180 101V100H179ZM182 101V100H181ZM180 101V102H181ZM184 101V100H183ZM103 102V100H102ZM107 102V101H106ZM109 102V101H108ZM132 102V101H131ZM186 102V103H187ZM225 102V101H224ZM227 102V101H226ZM247 102V100H246ZM101 103V102H100ZM99 103V104H100ZM150 103V102H149ZM223 103V102H222ZM98 106L102 107L101 105H105V104H100ZM111 104V102H110ZM124 104V103H123ZM153 104V103H151ZM160 104V101H159ZM184 104V103H183ZM229 104V103H227ZM245 104V103H244ZM249 104V103H248ZM247 104V106H248ZM150 105V104H149ZM174 106V104H172ZM106 106V105H105ZM105 106L103 107V109L105 108ZM110 106V105H109ZM108 106V107H109ZM129 106V105H128ZM148 106V105H147ZM152 106V105H151ZM148 106V107H151ZM162 106V105H161ZM167 106V107H168ZM183 106V105H182ZM220 106H222L220 104ZM233 106V105H230ZM244 106V105H243ZM107 107V108H108ZM120 107V106H119ZM153 107V106H152ZM184 107V106H183ZM241 109L243 108L242 106H240ZM254 107V106H253ZM252 107V110H253ZM112 108V107H111ZM144 108V107H143ZM180 108V107H179ZM185 108V107H184ZM222 108V107H221ZM220 108V109H221ZM249 108H251L249 106ZM249 108H243L242 110H245V114H246V109ZM128 109V108H127ZM125 109V111L127 110ZM130 109V108H129ZM147 109V108H146ZM152 109V108H151ZM154 109V107H153ZM181 109V108H180ZM179 109V110H180ZM236 109V108H235ZM260 109V107L258 108ZM257 109V110H258ZM263 109V108H261ZM107 110V109H106ZM115 110V109H114ZM119 110V109H118ZM240 110V109H239ZM238 110V111H239ZM241 110V111H242ZM264 110V109H263ZM181 111V110H180ZM178 111V112H180ZM236 111V110H235ZM255 111V110H253ZM261 111V110H260ZM130 112V111H129ZM166 112V114H165ZM175 112V111H174ZM249 112V111H248ZM247 112V113H248ZM251 112V111H250ZM256 112V111H255ZM128 113V111H127ZM133 113V112H132ZM181 113V112H180ZM238 113V112H236ZM241 113V112H239ZM238 113V114H239ZM252 113V112H251ZM258 113L261 114V112L258 111ZM264 113V112H263ZM262 113V114H263ZM117 114V112H116ZM116 114H113L114 116ZM168 114V115H169ZM174 114V113H173ZM177 114V111H176ZM108 115V114H107ZM132 115V114H131ZM134 115V114H133ZM167 115V116H168ZM180 115V116H181ZM221 118L220 119V116ZM237 115V114H236ZM242 115V114H241ZM240 115V117H241ZM254 116V112L252 114ZM259 115V114H258ZM106 116V115H105ZM112 116V115H109ZM150 116V115H149ZM167 118L164 122V118ZM170 116V115H169ZM173 116V117H172ZM174 115H171V119H174L175 117ZM249 116V113L248 115ZM251 116V115H250ZM264 116V115H263ZM262 116V117H263ZM21 117V116H20ZM108 117V116H107ZM135 117V116H134ZM141 117V116H139ZM239 117V118H240ZM252 117V116H251ZM255 117V116H254ZM256 117H257V112H256ZM95 118V122L92 123L91 119ZM138 118V117H136ZM238 118V119H239ZM245 118V117H244ZM247 118V117H246ZM249 118V117H248ZM21 119V118H20ZM106 119V118H105ZM176 119V118H175ZM237 119V120H238ZM254 119V118H253ZM256 119V118H255ZM109 120V118H108ZM123 120V119H122ZM236 120V118H235ZM234 120V121H235ZM247 120V119H246ZM104 121V120H103ZM175 121V120H173ZM241 120H239L240 122ZM251 121V118H250ZM255 121V120H254ZM101 122V123H100ZM107 123H109V121H106ZM126 122V123H127ZM169 122V120H168ZM236 122V121H235ZM238 122V123H239ZM243 122V120H242ZM100 123V124H99ZM171 122H169V125H171ZM180 123V122H178ZM181 123H182V119H181ZM180 123V124H181ZM241 123V122H240ZM239 123V124H240ZM253 123V122H252ZM168 124V123H167ZM237 125V123H235ZM234 124V126H235ZM238 124V125H239ZM248 124V123H247ZM246 124V128L249 127ZM63 125V124H62ZM105 125V123H104ZM124 125V124H123ZM127 125H130L127 124ZM249 125V124H248ZM252 125V124H251ZM22 126V125H21ZM66 126V124H65ZM63 126V127H65ZM68 126V125H67ZM88 126V127H87ZM98 126V127H99ZM166 126V124H165ZM176 126V125H175ZM242 126V124H241ZM62 127V128H63ZM71 127V126H70ZM76 126H74L75 128ZM78 127V126H77ZM81 127V128H82ZM96 127H94L93 129H95ZM122 127V126H121ZM127 127V128H128ZM167 127H169L167 125ZM186 127V126H185ZM238 127V126H237ZM257 127V126H256ZM68 128V127H67ZM65 127V129H67ZM104 128V127H103ZM126 128V127H125ZM241 128V127H239ZM238 128V129H239ZM244 128V126H243ZM245 128V130H246ZM260 127H257V129ZM262 128V127H261ZM64 129V130H65ZM69 129V128H68ZM72 129V128H71ZM78 129H80V127H78ZM77 129V130H78ZM92 129V128H91ZM107 129V128H106ZM159 129V130H160ZM167 129V128H165ZM164 129V130H165ZM181 130V128H178ZM183 129V128H182ZM188 130V128H186ZM237 129V130H238ZM256 129V128H255ZM20 130V131H21ZM75 130V129H73ZM85 130V128H84ZM99 130V129H98ZM104 130V129H103ZM170 130V128L168 129ZM63 131V130H62ZM86 131V130H85ZM92 131V130H91ZM90 131V132H91ZM125 131V130H124ZM179 131V130H178ZM182 131V130H181ZM258 131V130H257ZM60 132V131H59ZM68 132V130H67ZM97 132V131H94ZM99 132H101L99 130ZM103 132V131H102ZM174 133L176 131H173ZM188 132V133H189ZM247 132V131H245ZM243 133V135L246 134L247 137V133ZM252 132V131H251ZM21 133V132H20ZM71 133V132H70ZM87 133V132H86ZM86 133H83L84 135ZM98 133V132H97ZM105 133V132H104ZM107 133V132H106ZM173 133V134H174ZM180 133V132H179ZM189 133V134H190ZM237 133V132H236ZM235 133V135H236ZM241 133V132H240ZM239 133V134H240ZM253 133V132H252ZM251 133V134H252ZM258 133V132H257ZM63 134V133H62ZM67 134V133H66ZM82 134V136H83ZM99 134V133H98ZM128 134V133H127ZM167 134V133H165ZM172 134V132H171ZM177 134V133H176ZM187 134V135H189ZM256 134V132H255ZM253 134V135H255ZM87 135V134H86ZM89 135V133H88ZM91 135V134H90ZM89 135V136H90ZM101 135V134H100ZM163 135V134H161ZM175 135V134H174ZM190 135V136H191ZM259 135V134H258ZM34 136V135H33ZM64 136V134H63ZM80 136V135H78ZM98 136V135H96ZM95 136V138H96ZM103 136V135H102ZM160 136V135H159ZM166 136V135H164ZM173 136V135H172ZM183 136V135H181ZM180 136V137H181ZM185 136V135H184ZM260 136V135H259ZM31 137V138H30ZM65 137V136H64ZM84 137V136H83ZM101 137V136H100ZM106 137V136H105ZM107 137V138H108ZM161 137V136H160ZM163 137V136H162ZM167 137V136H166ZM187 137V136H186ZM189 137V136H188ZM187 137V138H188ZM240 137V136H239ZM239 137L237 140H239ZM245 137V136H244ZM243 137V138H244ZM251 137V136H250ZM255 137V136H253ZM258 137V136H257ZM54 138H56V140H54ZM77 138V137H75ZM88 138V137H86ZM165 138V137H163ZM175 138V137H174ZM182 138V137H181ZM179 138V139H181ZM191 137H189L190 139ZM242 138V139H243ZM256 138V137H255ZM253 138V139H255ZM259 138H256L257 140H261ZM82 139V138H81ZM97 139V138H96ZM161 138H159L160 140ZM250 139V138H249ZM78 141V138L76 139ZM86 140V139H85ZM168 140V139H167ZM165 140V141H167ZM172 140V139H171ZM176 140V139H175ZM188 140V139H186ZM191 140V139H190ZM189 140V141H190ZM254 140V141H257ZM263 140V139H262ZM113 141V142H115ZM180 141V140H179ZM185 141V138L184 140ZM249 141V140H248ZM155 142V141H154ZM168 142V141H167ZM171 141L169 140V143ZM174 142V141H173ZM172 142V143H173ZM197 142V143H196ZM244 142V141H243ZM264 142V141H263ZM262 142V144H263ZM24 143V142H23ZM32 143H34L32 141ZM45 143V142H44ZM158 143V142H156ZM166 143V142H165ZM176 143V142H174ZM186 143V142H185ZM191 143V142H188ZM259 143V142H257ZM117 144V143H116ZM119 144V143H118ZM117 144V145H118ZM177 144V143H176ZM180 144V142H179ZM182 144V141H181ZM192 144L193 141H192ZM192 144H187V145H192ZM238 144H242V143H238ZM260 144V143H259ZM39 145V144H37ZM116 145V146H117ZM126 145V143L124 144ZM169 145V144H168ZM183 145V144H182ZM180 145V146H182ZM261 145V144H260ZM260 145L257 144L256 147H260ZM25 146V147H26ZM33 146V145H32ZM31 146V147H32ZM36 146V145H35ZM110 146V145H109ZM113 146V145H112ZM127 146V145H126ZM127 146V147H128ZM159 146V145H158ZM172 146V145H170ZM184 146V145H183ZM108 147V146H107ZM119 147V146H118ZM176 147L173 146V151L176 150L177 148L174 150V148ZM179 147V145H178ZM185 147V146H184ZM185 151H188L187 148ZM193 147V146H192ZM264 147V146H263ZM27 148V147H26ZM34 148V147H32ZM36 148V147H35ZM110 148V147H109ZM113 148V147H112ZM126 148V147H125ZM124 148V149H125ZM141 148V151L145 149V151L147 150L149 153V156L147 155L144 156V151L141 152V154L139 153V150ZM169 148V146H168ZM111 149V148H110ZM179 149H182L181 147ZM178 149V150H179ZM192 149V148H191ZM250 149H253V147L251 146ZM128 150V149H127ZM190 150V148H189ZM195 150H191L192 154L194 153ZM248 150V151H247ZM254 150V149H253ZM252 150V151H253ZM260 150V149H259ZM26 151V150H25ZM125 151V150H124ZM146 151V152H147ZM182 151V150H181ZM262 151V148L259 152ZM42 152V151H40ZM127 152V151H126ZM125 152V153H126ZM257 153V151H255ZM254 151L252 153H255ZM156 153V152H155ZM183 153L184 150H183ZM191 153V152H190ZM262 153V152H261ZM43 154V153H42ZM123 154V153H122ZM258 154V153H257ZM260 154V153H259ZM110 155V154H109ZM115 155V154H113ZM178 155V154H177ZM182 155V154H181ZM187 155H191V154H185ZM196 155V153H195ZM194 155V158L196 157ZM235 155H238V157H235ZM248 155V157H247ZM253 155V154H252ZM29 156V155H28ZM100 156V155H99ZM126 156V155H125ZM128 156V155H127ZM257 156V155H254ZM104 157V156H103ZM108 157V156H107ZM111 157V156H110ZM115 156H112V158H114ZM178 157V156H177ZM180 157V155H179ZM178 157V158H179ZM182 157V156H181ZM191 157V156H190ZM262 157V156H261ZM258 155V158H261ZM29 157H27L28 161L31 162V159ZM106 158V157H104ZM102 158V159H104ZM123 158V157H122ZM122 158L120 159L119 156V160H117V162L121 161ZM126 158V157H124ZM128 158V157H127ZM126 158V160H128ZM172 158V157H171ZM256 158V157H254ZM252 156V159H254ZM91 159L94 160V158L91 157ZM100 159V158H99ZM115 159V158H114ZM185 159V158H184ZM106 160V159H105ZM108 160V158H107ZM106 160V161H107ZM110 160V159H109ZM113 160V159H111ZM125 160V159H123ZM167 160V159H165ZM180 160H183L180 158ZM197 160V159H196ZM199 160V159H198ZM259 160V159H258ZM91 161V160H90ZM89 161V163H90ZM101 161V160H100ZM115 161V160H114ZM131 161V159H130ZM164 161V160H163ZM252 161V160H251ZM250 161V162H251ZM256 161V160H255ZM261 161H263L261 159ZM28 162V163H30ZM104 162V161H103ZM111 162V161H110ZM109 162V163H110ZM116 162V163H117ZM122 162V161H121ZM165 162V161H164ZM177 162V161H176ZM184 162V161H183ZM246 162V163H245ZM254 162V161H252ZM251 162V163H252ZM260 162V161H259ZM258 162V163H259ZM27 163V162H26ZM47 163V162H46ZM114 163L115 165H119ZM132 163V162H131ZM167 163V162H166ZM170 163V162H168ZM245 163V164H244ZM92 164V163H91ZM98 163H94L93 165V173L98 174ZM171 164V163H170ZM173 164V162H172ZM180 164H183L180 162ZM247 164V165H248ZM254 164V163H252ZM251 164V165H252ZM257 164V163H255ZM263 164V163H261ZM27 165V164H26ZM108 165V164H106ZM111 165V164H110ZM169 165V164H167ZM178 165V164H177ZM200 165V167H199ZM237 165V166H238ZM250 164L248 165L249 167L251 166ZM259 165V164H258ZM257 165V166H258ZM29 166V165H27ZM32 166V165H31ZM91 166V165H90ZM112 167H114V165H111ZM170 168L173 166L169 165ZM241 166V165H240ZM239 166V167H240ZM92 167V166H91ZM162 167L163 171L162 172ZM175 165H174V169H175ZM180 167V166H179ZM178 167V168H179ZM182 167V166H181ZM235 167V166H234ZM253 167H255L253 165ZM201 168H207L208 171L206 172L208 175H206V178H202V179H198V170ZM244 168V167H243ZM246 168V167H245ZM260 168V167H259ZM100 169V168H99ZM114 169V168H113ZM247 169V168H246ZM250 169V168H248ZM258 169V167H257ZM81 170V169H79ZM202 170V171H203ZM259 170V169H258ZM257 170V171H258ZM263 170V169H262ZM103 171V170H102ZM101 171V172H102ZM176 171V172H175ZM181 171V170H180ZM217 171H222L224 172V176L222 174L221 178L222 180H220L218 177V179H216L215 182H213V188L212 186L209 184L210 181V176H213V174H215V172L217 173ZM252 171V170H251ZM89 172V171H86ZM100 172L99 175H102ZM104 172V171H103ZM205 172V171H203ZM220 172V173H222ZM255 172V171H254ZM179 173V172H178ZM202 174V172H200ZM252 173V172H251ZM259 173V172H258ZM262 173V172H261ZM259 173V174H261ZM103 174V175H105ZM253 174V173H252ZM264 173H262L263 175ZM46 175V176H47ZM100 176L101 178L103 177ZM41 176V175H40ZM92 176V175H91ZM96 176V175H95ZM200 176V175H199ZM203 176V175H202ZM205 176V175H204ZM219 176V175H218ZM256 176V175H255ZM258 176V175H257ZM42 178L43 175L41 176ZM99 177V178H100ZM201 177V176H200ZM261 175H259L258 178H260ZM40 178V177H39ZM48 178V177H47ZM93 179V176L91 177ZM90 178V179H91ZM100 178V180H102ZM252 178V177H251ZM255 179V177H253ZM45 179V178H44ZM97 180V179H96ZM99 180V183L101 182ZM193 180L198 181L199 183H197L198 185H194L195 187L192 188V184H193ZM215 180V179H214ZM259 180V179H258ZM262 180V179H261ZM46 181V180H45ZM44 181V183H46ZM92 181V180H91ZM94 181V180H93ZM253 181V180H252ZM48 182V181H47ZM96 182V181H95ZM254 182V181H253ZM257 182V180H256ZM97 183V182H96ZM95 183V184H96ZM102 183V182H101ZM255 183V182H254ZM264 183V182H263ZM70 184V190H76L81 191L82 193H84V195L82 194V198L75 197L73 194V192H67L69 194H65V186ZM93 184V183H92ZM196 184V183H195ZM253 184V183H252ZM262 184V183H261ZM47 185V184H46ZM50 185V184H48ZM72 185V186H71ZM89 185V186H88ZM98 185V183L96 184ZM100 185V184H99ZM39 186V184H38ZM42 186V185H41ZM255 186V185H254ZM43 187V186H42ZM47 187V186H46ZM46 187H44L46 189ZM53 187V186H52ZM94 187V186H93ZM104 187V186H103ZM106 187H104V189L102 188V190H95V193L92 192L94 195H96L97 197L101 194L98 193H103L106 190ZM199 187V189H198ZM253 187V185H252ZM261 187V186H259ZM49 188V187H48ZM51 188V187H50ZM68 188V187H67ZM257 188V187H256ZM262 188V187H261ZM72 189V190H71ZM108 189V190H109ZM54 190V187H53ZM68 190V189H67ZM66 190V191H67ZM108 190H106L108 192ZM256 190V189H255ZM258 190V189H257ZM112 189L110 190V192H108L106 194V197L109 196L111 193ZM256 192V191H255ZM77 193V192H76ZM105 193V192H104ZM261 193V194H260ZM98 194V195H97ZM109 194V195H108ZM105 195V194H104ZM103 195V196H104ZM53 196V197H54ZM92 196V195H91ZM112 195H110L111 197ZM115 196V194H114ZM116 197H112V198H117ZM262 197V198H261ZM91 198V197H90ZM94 198V196H93ZM105 198V196H104ZM104 198L102 200H104ZM92 199V198H91ZM109 199V198H108ZM90 200V199H89ZM119 200V199H117ZM91 201V200H90ZM98 201V200H96ZM101 200H99L100 202ZM105 201V200H104ZM110 201H112L110 199ZM102 202V201H101ZM114 202V201H112ZM122 202V201H121ZM120 202V203H121ZM106 203V202H105ZM110 203V202H109ZM119 204V202H117ZM123 203V204H125ZM111 204V203H110ZM122 206H126L123 205ZM108 205V204H107ZM106 205V206H107ZM112 206L115 204H111ZM119 207V205H117ZM121 206V204H120ZM110 207V206H109ZM112 208V207H111ZM111 213V212H109ZM61 214V213H59ZM253 213L251 215H254ZM254 215V216H255ZM61 216V215H60ZM234 216V217H233ZM249 215H247L248 217ZM256 217V216H255ZM231 218V219H230ZM257 218V217H256ZM237 219V218H236ZM234 220V219H233ZM232 221V220H231ZM242 222V223H243ZM62 223V222H61ZM235 223L232 222V224ZM237 224V223H236ZM241 224V223H240ZM235 225V224H234ZM233 225V226H234ZM238 225V224H237ZM243 225H245L243 223ZM252 225V223H251ZM62 227V226H61ZM66 227V226H65ZM237 227V226H236ZM242 227V225H241ZM245 227V226H244ZM64 228V227H63ZM232 229V230H230ZM234 230V232H233ZM172 235V236H171ZM178 235L182 236L183 238V246L180 245L177 248H171L170 245L172 242L175 241L176 236L178 237ZM179 238V237H178ZM177 238V239H178ZM247 239V238H246ZM179 240V239H178ZM93 241H97L96 243H92ZM177 242V241H176ZM179 242V241H178ZM92 243V244H91ZM175 243V242H174ZM173 243V245H175ZM175 245V246H176ZM172 246V245H171ZM213 257V258H212ZM215 258V260H214ZM185 260V259H184ZM177 262V261H176ZM215 264V263H214Z\"/></svg>","mask_w":264,"mask_h":264}]
</instances>
